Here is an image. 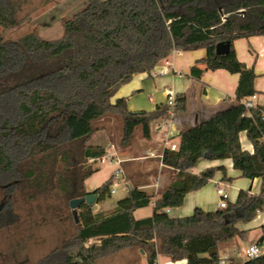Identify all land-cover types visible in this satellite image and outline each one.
<instances>
[{
	"label": "trees",
	"instance_id": "trees-1",
	"mask_svg": "<svg viewBox=\"0 0 264 264\" xmlns=\"http://www.w3.org/2000/svg\"><path fill=\"white\" fill-rule=\"evenodd\" d=\"M29 1L0 0V29L18 27V13ZM62 26V37L53 41L36 34L6 41L0 32V111L19 115L16 125H0V178L19 180L18 163L37 150L45 153V138L51 125H57L55 144L65 149L59 153L53 148L52 158L61 155L66 165L74 164L71 176L66 170L58 179L69 206L89 194L97 196L96 202L110 195L113 178L92 193L85 190L87 180L100 171L85 164L107 153L102 146H87L97 121L119 117L125 140L139 129L150 140L152 124L168 116L165 104L153 112L133 113L126 98L113 101L135 74H150L174 51L206 49V70H225L239 75L240 81L234 104L181 130L177 151L164 150L162 162L175 173L158 199L130 187L108 214H94L93 207L83 203L72 237L37 264H97L129 249L144 252L147 264H156L159 255L187 264H221L220 246L246 239L237 225L250 223L264 210V110L247 109L242 103L257 93L256 74L238 60L233 45L241 38L264 36V0H88L80 12L63 18ZM221 42L230 43L226 55L216 52ZM203 72L192 69L197 77ZM175 102L177 113L187 110L185 95ZM243 132L253 145L252 154L242 148ZM201 159L232 160L243 178L261 180L260 192L242 190L226 209L197 208L192 216L170 217L167 210L181 207L186 195L204 188L217 171L225 173L222 167L191 174ZM36 174L30 169L24 176L37 184L42 175ZM151 204L153 217L135 219V211ZM260 230L259 244H264V224ZM90 241L95 242L86 247ZM244 264H264V255Z\"/></svg>",
	"mask_w": 264,
	"mask_h": 264
},
{
	"label": "crops",
	"instance_id": "crops-1",
	"mask_svg": "<svg viewBox=\"0 0 264 264\" xmlns=\"http://www.w3.org/2000/svg\"><path fill=\"white\" fill-rule=\"evenodd\" d=\"M87 1L62 0L61 4L63 9L72 17L85 8ZM233 45L238 60L249 69H253L256 74L254 86L257 93L242 100V103L245 104L247 101H251L253 103L252 109L264 110V36L241 38L236 40ZM206 58V49L189 52L174 51L166 60H163L156 66L150 74H135L129 83L118 90L113 101L117 98H126L129 111L133 113L153 112L158 106L167 105L170 98L176 99L178 95H185L187 110L183 113H177L181 121L179 131L205 122L236 102V91L240 81L239 75L231 74L225 70H206V64L203 62ZM194 67L204 71L201 77H197L192 73ZM158 125L159 120L152 124L150 140H139L140 142H147L140 143L139 156H127L125 158L129 160L127 162L142 160L139 164L142 171H140L137 177L130 173L131 168L127 169V172L130 174L127 178L128 191L130 187H138L140 190L154 195L155 199H158L160 194L168 188L175 173L172 168L165 166L158 157L163 152L161 135L157 130ZM240 140L243 150L252 154L254 151L253 145L248 140L245 132L240 134ZM179 142L180 138L175 137L171 143L179 145ZM145 160L150 161L146 162ZM222 167L225 168V173L217 171L215 177L204 188L187 194L181 207L167 210L170 217L175 219L189 217L193 215L197 208L206 212L218 210L220 196L217 191L220 188H224L225 191L226 188L232 190L229 195V201L231 198L233 202L237 200L242 190L248 191L253 195L260 192L261 180L243 178L241 172L234 170L232 160L230 159L199 161L197 166L190 172L191 174L198 175L207 169H220ZM236 172H239L240 175ZM225 174L227 179H224ZM229 175H235L238 181L232 183V178ZM116 206L117 204L102 209L99 207V202H96L93 212L94 214H108ZM153 215L154 204L134 212V217L137 220L153 217ZM263 224L264 210L250 223L243 224L242 226L237 225L241 231H245L247 234L244 240L250 239L249 237L251 236L248 249L252 245L259 244L261 236L260 228ZM136 251L138 254L137 264H147L145 253ZM219 252L221 264H244L249 259L248 257L246 259L240 257L241 247L237 239L222 244ZM118 262L115 261V264ZM156 264H187V261L174 262L170 258L159 255Z\"/></svg>",
	"mask_w": 264,
	"mask_h": 264
},
{
	"label": "rangeland",
	"instance_id": "rangeland-1",
	"mask_svg": "<svg viewBox=\"0 0 264 264\" xmlns=\"http://www.w3.org/2000/svg\"><path fill=\"white\" fill-rule=\"evenodd\" d=\"M61 2L62 0H30L24 3L18 13L21 24L16 28L0 29L3 39L13 41L27 34H36L44 40L60 39L63 35L62 19L70 18ZM7 121L8 125H16L19 121L18 113L10 109L0 111V125L4 126ZM57 128V125H51L48 131L49 136L45 138L47 147L45 153L37 150L34 155L26 156L18 163L19 180L11 183L0 178V264H37L60 249L75 233L76 223L72 209L58 185L59 176L63 172L67 170L71 176L74 164L66 165L61 155L56 159L52 158L53 148L57 147L59 153L65 149L62 145L55 144ZM94 128L97 132L87 142V146H102L108 152L109 146L114 145L120 157L126 160L123 164L125 178L113 180L114 184L110 190H114L115 194L108 195L99 202V207L103 209L116 205L127 196V178L130 175L127 169L131 168L130 173L137 177L142 171L139 167L142 160L127 162L129 160L125 158L139 156L140 143L147 142L139 141L144 139L141 129L135 132L131 140H125L122 119L112 115L97 121ZM85 165L87 167L88 162ZM91 167L100 169L85 184V190L92 193L112 177L116 167L110 162ZM30 169H36L35 177L42 175V180L37 184L24 176ZM236 173L240 175L239 172ZM229 176L232 183L238 181L235 175ZM231 191L230 188H226L227 194L230 195ZM230 202H233L231 198ZM243 224L239 223L241 226ZM249 238L251 239V236ZM250 239L237 238L242 259L247 258L246 249L249 247ZM93 243L94 241L88 242L86 247ZM115 261H119L116 264H137V251L125 250L97 264H115Z\"/></svg>",
	"mask_w": 264,
	"mask_h": 264
},
{
	"label": "built area",
	"instance_id": "built-area-1",
	"mask_svg": "<svg viewBox=\"0 0 264 264\" xmlns=\"http://www.w3.org/2000/svg\"><path fill=\"white\" fill-rule=\"evenodd\" d=\"M167 105L169 106L168 116L164 119L159 120V125L157 128L158 132L161 135V139L163 143V152L158 156L161 159V161L163 159V153L165 149H169L171 151L178 150V145L171 142L175 137H178V134L180 133L179 127L181 121L177 115V112L175 111V105H176L175 98H170ZM244 105L247 109L253 108V103L251 101H247ZM107 162L112 163L116 167L114 174L112 175L113 180L120 177L125 178V170L123 169V164L126 162V160L120 157L114 145L109 146V151L106 153L105 156L101 158H91L88 160V164L93 166L105 165ZM217 193L220 196L218 208L226 209L228 207L229 194H227L224 188L218 189ZM113 194H115V191L110 190V195ZM246 255L249 259L263 256L264 244L252 245L246 251Z\"/></svg>",
	"mask_w": 264,
	"mask_h": 264
},
{
	"label": "water",
	"instance_id": "water-1",
	"mask_svg": "<svg viewBox=\"0 0 264 264\" xmlns=\"http://www.w3.org/2000/svg\"><path fill=\"white\" fill-rule=\"evenodd\" d=\"M230 51V43L229 42H221L217 44L216 46V52L219 55H226ZM97 196L93 194H89L85 198L75 199L70 202V208L72 209V214L74 218L77 216V209L83 204L86 203L87 205H90L94 207L96 203ZM260 242H263V239H260Z\"/></svg>",
	"mask_w": 264,
	"mask_h": 264
}]
</instances>
